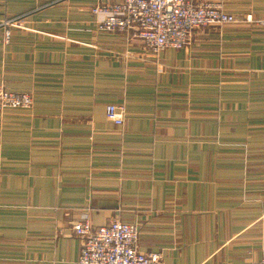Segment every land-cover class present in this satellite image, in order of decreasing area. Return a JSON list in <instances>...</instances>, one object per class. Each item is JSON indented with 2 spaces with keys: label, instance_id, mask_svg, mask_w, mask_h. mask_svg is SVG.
<instances>
[{
  "label": "crops",
  "instance_id": "0c3cea01",
  "mask_svg": "<svg viewBox=\"0 0 264 264\" xmlns=\"http://www.w3.org/2000/svg\"><path fill=\"white\" fill-rule=\"evenodd\" d=\"M96 2L0 0V83L33 100L0 109V264H76L72 225L113 217L168 264L259 259L264 25L243 17L264 0H224L237 21L158 55L98 30Z\"/></svg>",
  "mask_w": 264,
  "mask_h": 264
},
{
  "label": "built area",
  "instance_id": "2783aa9c",
  "mask_svg": "<svg viewBox=\"0 0 264 264\" xmlns=\"http://www.w3.org/2000/svg\"><path fill=\"white\" fill-rule=\"evenodd\" d=\"M91 13L96 17L99 30L131 32L156 55L169 47L179 49L188 45L198 29L237 21L236 16L224 8V0H98ZM243 19L264 25V15L254 18L247 13ZM9 35L10 31L5 29L4 42ZM32 103L30 93L11 91L0 83V109H28ZM105 114L117 125L124 122L122 105L108 103ZM72 230L81 239L76 264H168L161 252L138 249L137 223L113 217L104 224L92 226L83 218L72 225ZM240 264H264V241L259 259Z\"/></svg>",
  "mask_w": 264,
  "mask_h": 264
},
{
  "label": "rangeland",
  "instance_id": "374dc122",
  "mask_svg": "<svg viewBox=\"0 0 264 264\" xmlns=\"http://www.w3.org/2000/svg\"><path fill=\"white\" fill-rule=\"evenodd\" d=\"M19 18V16L18 17H15V18H10V19H4V21H8V20H13V21H15L16 19H18ZM96 18V17H95ZM13 21H12V23H13ZM97 23V22H96ZM9 25V24H8ZM98 26V25H97ZM6 29H8L9 30V28H6ZM99 30V29H98ZM5 31V30H4ZM10 31V30H9ZM100 31H103V30H100ZM104 32H109V31H104ZM152 53V52H151ZM154 54V53H153ZM6 109V108H5Z\"/></svg>",
  "mask_w": 264,
  "mask_h": 264
}]
</instances>
